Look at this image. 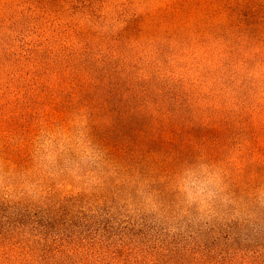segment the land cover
I'll use <instances>...</instances> for the list:
<instances>
[{"label": "rangeland", "instance_id": "1", "mask_svg": "<svg viewBox=\"0 0 264 264\" xmlns=\"http://www.w3.org/2000/svg\"><path fill=\"white\" fill-rule=\"evenodd\" d=\"M174 3L0 0V150L7 135L11 144H31L32 153L30 167L0 160V264H43L32 248L43 252L44 245L79 249L80 259L89 249L85 264H264L263 158L258 149L239 147L245 138L239 123L225 131L239 101L223 81H208L214 84L204 117L208 140L196 133L191 143L177 144L182 163L168 175H121L102 162L85 119L76 113L64 121L49 118L55 107L49 98H69L51 66L66 49L99 56L125 21L175 11ZM164 21L149 27L159 52L167 50L159 42L169 40L166 30L174 25ZM202 28L208 32V25ZM145 39L134 40L132 52L140 58ZM193 42L203 65L208 44ZM26 97L33 106L18 110ZM222 142L227 148L218 156ZM213 152L217 157L210 158ZM67 194L83 201L59 205Z\"/></svg>", "mask_w": 264, "mask_h": 264}, {"label": "trees", "instance_id": "2", "mask_svg": "<svg viewBox=\"0 0 264 264\" xmlns=\"http://www.w3.org/2000/svg\"><path fill=\"white\" fill-rule=\"evenodd\" d=\"M173 6L178 9L149 14L147 20L125 21L99 56L83 53L77 46L66 49L68 53L51 66L57 69L55 84L65 86L61 93L67 90L69 98H49L55 105L49 118L64 121L76 113L85 119L88 140L98 146L102 162L121 175L134 171L146 177L168 175L182 163V155L174 151L177 144L191 143L192 137H199L196 133L208 140L205 118L208 85L214 86L208 81L213 76L239 101L226 117L225 131L239 123L245 136L239 147L260 150L264 164L260 139L264 135V0H175ZM191 15L198 25L192 36L186 33L192 28ZM164 20L174 25L166 30L169 40L159 42L168 44L167 50L159 52L153 49L156 34H150L149 27L164 26ZM207 25L205 32L202 26ZM144 36L140 58L132 52L134 40ZM196 38L208 44L203 65L193 42ZM192 59L199 62L187 66ZM17 103L18 110L24 103L34 104L28 97ZM25 130L31 133L30 127ZM6 137H2L0 160L30 167L31 144H11ZM220 147H216L218 156L227 145L222 142ZM212 157H217L215 152ZM82 199L67 194L58 204L77 206ZM32 250L43 264H85L89 255L84 249L86 255L80 259L81 250L66 252L65 245L55 251L51 245H44L43 252Z\"/></svg>", "mask_w": 264, "mask_h": 264}]
</instances>
